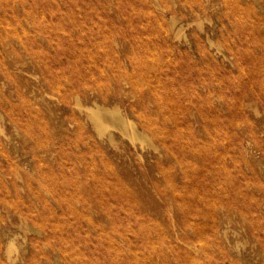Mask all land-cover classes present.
Here are the masks:
<instances>
[{
  "label": "rangeland",
  "instance_id": "374dc122",
  "mask_svg": "<svg viewBox=\"0 0 264 264\" xmlns=\"http://www.w3.org/2000/svg\"><path fill=\"white\" fill-rule=\"evenodd\" d=\"M0 264H264V0H0Z\"/></svg>",
  "mask_w": 264,
  "mask_h": 264
},
{
  "label": "bare ground",
  "instance_id": "6f19581e",
  "mask_svg": "<svg viewBox=\"0 0 264 264\" xmlns=\"http://www.w3.org/2000/svg\"><path fill=\"white\" fill-rule=\"evenodd\" d=\"M260 9H263L262 5H259ZM259 20V16H255L252 20L251 23L252 24H257ZM192 26V25H191ZM184 29V28H183ZM182 33V32H181ZM89 108V107H88ZM117 108V107H115ZM114 109V108H113ZM119 109V108H118ZM121 110V109H120ZM119 110V111H120ZM90 111V116L92 117L91 119L94 120V122L96 123V126L98 128V130L100 131L101 134H103L107 129V126L103 120V111L104 109L100 106H96L95 108H91L89 109ZM119 111L114 110H107V112H109L111 114V116L113 115L114 117H116V119H118V124L121 125V130L125 135H128L130 137L134 138H138V140H140L139 138L142 137V135H140V131L138 132L135 127L130 123V121H128L125 117L124 114L122 115ZM122 111V110H121ZM108 118V117H107ZM112 118V117H111ZM131 120V119H130ZM116 122V121H115ZM133 122V121H132ZM108 124V123H107ZM112 127V126H111ZM144 136V135H143ZM135 141V140H134ZM142 141V140H141ZM27 238V237H26ZM25 243V242H24ZM13 246V245H12ZM11 246V247H12ZM15 250V249H14Z\"/></svg>",
  "mask_w": 264,
  "mask_h": 264
}]
</instances>
